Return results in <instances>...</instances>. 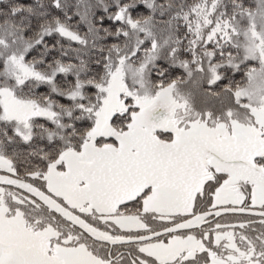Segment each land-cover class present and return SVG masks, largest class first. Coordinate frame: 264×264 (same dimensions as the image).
<instances>
[{"label": "snow or ice", "instance_id": "snow-or-ice-1", "mask_svg": "<svg viewBox=\"0 0 264 264\" xmlns=\"http://www.w3.org/2000/svg\"><path fill=\"white\" fill-rule=\"evenodd\" d=\"M0 264H264V0H0Z\"/></svg>", "mask_w": 264, "mask_h": 264}]
</instances>
